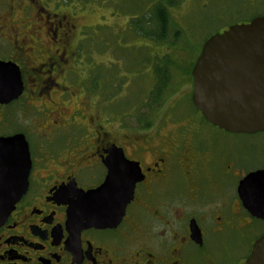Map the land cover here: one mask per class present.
Returning <instances> with one entry per match:
<instances>
[{"label": "flooded vegetation", "instance_id": "af4514ba", "mask_svg": "<svg viewBox=\"0 0 264 264\" xmlns=\"http://www.w3.org/2000/svg\"><path fill=\"white\" fill-rule=\"evenodd\" d=\"M32 3L21 10L20 26L34 39L27 49L35 51L42 33L52 45L34 69L49 74L42 81L44 93L33 90L30 97L43 98L40 107L54 110L55 118L42 130L37 129L44 120L37 128L30 125L38 139L35 145L27 135L31 131L13 134V106L25 96L29 107L36 105H30L22 58L10 45L9 55H0V60L20 68L24 93L17 101L0 104V138L23 134L32 166L27 191L0 226V264H244L264 237V220L247 210L239 188L248 176L264 171V165L249 164L264 160V148L249 158L236 144L207 139L185 118L170 120L177 124L171 131H166L164 119L138 122L125 131L123 122L117 128L91 119L85 124L83 116L67 114L60 99L66 101L69 88L60 86L57 77L69 81L77 75L71 67L77 64V47H69L74 18L56 4L48 10L50 4ZM4 29L7 24L0 32ZM46 66V72L41 70ZM55 96L59 107L54 108ZM60 138L65 141L56 145ZM112 172L116 179L110 178ZM102 187L111 203L131 195L120 224L99 229L88 227L81 216L72 218L80 196ZM260 188L264 197V182Z\"/></svg>", "mask_w": 264, "mask_h": 264}, {"label": "rangeland", "instance_id": "374dc122", "mask_svg": "<svg viewBox=\"0 0 264 264\" xmlns=\"http://www.w3.org/2000/svg\"><path fill=\"white\" fill-rule=\"evenodd\" d=\"M31 1L50 4L48 10H54L52 4H56L62 8L60 11L63 14L68 12L74 18L76 31L69 47H77L76 54L73 53V58L78 55L77 64H71V67H76L77 75H73L69 81L57 77L60 86L69 88L66 101L60 99V102L66 104L61 105V108L65 107L67 114L77 113L78 116H83L85 124L91 119L95 123L117 128L119 123L123 122L125 131H129L128 128L134 129L139 124L137 117L146 115L147 101L155 85L156 67L164 65L168 58L167 64L172 67L173 79L161 106L155 107L150 117L142 122L151 120L158 123L164 119L168 121L166 131H171L170 128L174 129L177 124L170 120L179 121L185 118L192 125L198 126L207 139H213L218 144H236L249 158L264 148V133L253 136L227 134L209 124L191 102V70L205 41L214 34L222 33L234 23L264 13V0H180L179 5L169 9L170 33L167 43L163 44L139 35V30L152 32V13L157 0H53L52 3L51 0H0V28L7 24V29L0 32V55L8 56L10 45L14 44L22 58L20 62L27 79L26 90L29 97L33 90H42L44 93L42 81H45L49 74H39L34 69L37 64L42 63L43 56L47 55L46 48L52 45L50 37L42 33L35 51L27 49L34 46L31 42L34 39H29L33 35L30 33L26 36V28L20 26L23 17L21 10L25 4H33ZM11 4H14V9ZM55 11L58 12L59 9ZM11 12L13 15L4 20L5 15ZM148 21H151V24ZM23 24L26 25L24 22ZM14 40L18 42L15 43ZM18 47H23L28 55ZM47 68L46 66L45 70H41L46 72ZM108 72L111 79L119 73L115 80L123 84L120 92L111 98V102L106 96H101V86L93 92L89 80L96 74H102L105 80H108ZM57 97L53 100L54 108L59 107ZM27 99L26 96L23 97L12 108L13 134L18 131L27 133L31 131L29 127L35 125L34 128H37V124L44 120L37 129L42 130L51 118H55L52 116L55 114L54 110L47 112L40 107L43 98L30 97V105L36 107H29ZM81 102L83 105H80ZM123 102L129 103L124 105ZM101 117L107 121L100 120ZM3 120L0 113V121ZM31 134L32 131L27 135L32 145H35L38 139ZM50 139H53V135H50ZM64 141L65 138H60L56 145ZM251 161L253 162L249 164L264 165V160L258 163L257 160Z\"/></svg>", "mask_w": 264, "mask_h": 264}, {"label": "water", "instance_id": "95a60500", "mask_svg": "<svg viewBox=\"0 0 264 264\" xmlns=\"http://www.w3.org/2000/svg\"><path fill=\"white\" fill-rule=\"evenodd\" d=\"M193 106L212 126L233 134L264 132V16L234 24L211 36L191 71ZM24 93L20 68L0 60V104L17 101ZM32 166L29 144L22 134L0 138V226L28 188ZM138 172H140L138 168ZM115 172L112 176L116 179ZM109 178V179H110ZM264 171L240 184L244 206L264 220L261 184ZM105 189L82 194L72 218L81 216L88 227L114 228L125 216L130 196L105 199ZM254 189L255 192H251ZM81 210V211H79ZM75 219V218H74ZM244 264H264V237L253 246Z\"/></svg>", "mask_w": 264, "mask_h": 264}, {"label": "trees", "instance_id": "16d2710c", "mask_svg": "<svg viewBox=\"0 0 264 264\" xmlns=\"http://www.w3.org/2000/svg\"><path fill=\"white\" fill-rule=\"evenodd\" d=\"M179 3L180 0H157L156 3L154 4L153 13H152V32L147 33L145 31L139 30L141 32L139 33L137 30L135 31L139 33L141 37L148 38L150 40L152 39V41L154 42H158L162 44L167 43L170 33V24H171L169 9L176 7L177 5H179ZM257 16H264V13L255 14L253 18ZM253 18L249 20L247 19L245 21L237 22L234 24L248 23ZM148 23L151 24V21H148ZM134 28L136 29V26H134ZM176 34L178 35L179 32H177ZM177 39L179 38L177 37ZM167 60L168 58H166L164 65L156 67L155 85L154 88L152 89L150 98L147 101L148 105L146 107L147 108L146 115H143V117H137L138 122H142L143 120H146V118L150 117V112H152L155 107H160L164 100V97L167 93V89L173 79L171 72L172 67L169 64H167ZM118 74H116L115 77L112 75L113 78L111 79L110 73L108 72L109 75L108 80H105V77L102 74H96V76L91 77V79L89 80H90V84L93 87V92L99 90V87L101 86L102 89L101 96H106L107 100L110 101L111 98H114L115 95L118 94V92H120V89L123 86L122 83H118L119 81L117 82L115 80ZM104 92H106V94ZM94 95L97 94L94 93ZM128 103L129 102L127 103L123 102L124 105Z\"/></svg>", "mask_w": 264, "mask_h": 264}]
</instances>
